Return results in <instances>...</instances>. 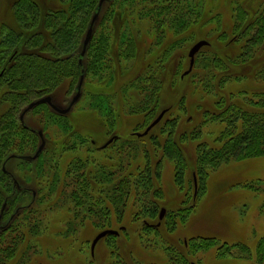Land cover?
Returning a JSON list of instances; mask_svg holds the SVG:
<instances>
[{
  "label": "rangeland",
  "instance_id": "374dc122",
  "mask_svg": "<svg viewBox=\"0 0 264 264\" xmlns=\"http://www.w3.org/2000/svg\"><path fill=\"white\" fill-rule=\"evenodd\" d=\"M94 1L96 3L93 6L80 9L72 0H64L61 6L58 0H0V69L7 59L11 58L15 48L18 54H21L15 59L31 60L35 59V56L56 58L52 57L56 52L54 47L57 45L55 33L58 20L56 17L49 16L46 19V29L33 37L36 29L33 30L32 27L35 24L32 23L33 26H29L31 23H27L25 18L19 16L20 5H35L46 13L43 17L51 14H62L65 18L72 17L70 23L75 37V47L68 54L75 60L74 58H77L84 46L88 26L92 22V15L98 3V0ZM174 2L179 4L180 11L175 9ZM159 6L164 7L163 10L169 15L164 23L159 20L157 8ZM230 6L223 0H111L105 2L89 42L91 45L87 57L89 61L87 83L81 91V96L72 104V99L78 91L76 89L78 81L74 77L76 64L73 65L72 72L68 74L72 76L65 77L63 82L52 90L60 107H66L68 104L70 108L72 107L69 119L72 120L73 126L69 124L66 127L57 119L53 115L55 110L49 104L50 108L35 105L27 110L25 120L36 131H42L44 128L48 139L54 142L51 144L53 148H60L57 142L67 137L70 141L69 145L76 148L75 153H86L93 158L97 157L98 161L95 165L89 162L81 166L88 179L87 182L89 179H94V176H90V172L96 175L94 172H97L99 168L109 172L107 174L111 173L112 183H120V185L121 180L118 178L124 176L128 170L133 171L134 176L129 184H122V187L126 184L128 189L125 205L118 206L111 196L103 199V204L108 209L105 217L118 233L117 236L109 235V237L105 236L107 238H101L92 253L91 244L94 237L100 228L107 226L106 221L101 219V215L91 216L90 212L81 214L75 202L70 203L71 210L68 206L61 207L62 199L58 201V208L47 207V201H38L30 211L36 214L41 212L39 215L45 218L46 226L33 231L31 225L25 222L24 245L34 244V247L26 248L25 252L29 254L30 259L25 264H120V259L127 264H264V154L251 156L238 154L229 161L218 162L214 167L208 165L210 173L201 179L196 205L188 209L191 196L199 187L197 176L193 173L192 179L188 164L194 165L196 162L199 166L203 164L199 158L203 146L207 149L209 146L221 147L224 144L222 140L216 138L215 134L206 132L207 127L204 126L209 125L206 121L211 116L205 112L215 110L216 105H220L218 102H225L223 99L226 98L221 97L227 94L232 93L233 97H239L249 90L264 92V74H257L258 68L264 61V42L254 48L253 54L257 55L254 59L263 61H255L247 70L249 76L246 78H228V87L215 86L222 75L213 79L210 84L201 78L206 77L208 73L203 67L206 66V59L211 53V48H206L197 53L199 60L195 68L194 77L197 84L193 86L194 93L185 98L182 94L191 90L192 85L173 81V83H167L163 99L153 111L149 110V98H147L149 89L153 87L152 77L158 75L172 79L178 76L188 64L186 49L190 43L187 42L190 38L194 39V31L201 26L203 29L211 27L213 19H215L214 22L218 20L216 15L223 14L224 18L229 19ZM63 7L64 10L59 14L55 12ZM204 21L206 22L203 24ZM227 27L230 29V23ZM11 28H16L18 31L13 32ZM110 29L112 33L109 32ZM228 35L223 36V39H227ZM7 36L9 39L6 38ZM103 37L106 53L96 56L97 47L99 48ZM85 47L87 48V45L84 46L83 52ZM234 51L235 47L230 46L229 52L232 54ZM251 57L252 55L247 59ZM95 59L110 60L112 66L110 77L105 76L106 71L103 72L100 63L98 64L100 68H97L99 71L93 69L96 67L92 64ZM168 59L173 66L167 70L162 66ZM182 60L183 65L179 68L178 63ZM17 65L21 66L20 63ZM245 67L246 65L240 66L239 70ZM12 74L14 75V72L8 70L0 80V122L3 116L7 115L6 119H10L15 127L13 128L16 129L21 125L19 113L30 98L21 102L15 112L12 111L13 100L7 95L13 88L9 80ZM19 84L24 92L25 85ZM180 90L183 91L181 95ZM29 95L34 98L37 96L33 93ZM98 95L99 102L106 100L110 103L114 119L111 112L108 115L102 108H106L105 104L94 108L96 105L94 99ZM180 101L186 108L185 113L193 114L194 118L188 122L182 121L178 132L175 131V134L170 136L167 131L168 134L163 137L167 150L160 164L158 186L161 195H165V199L162 201V197L159 198V194H155L154 190L139 194L135 177L141 173L140 170H144V166L149 165V168L152 166L153 149L156 150L158 157L160 154L158 151H162V145L150 135L138 140L131 133L137 130L144 135L147 134L150 130L144 133L146 125L158 110L172 103H175L177 107ZM204 101H209L206 108L202 107ZM28 105L23 109L24 111ZM183 105L181 108H174L171 117H183L185 115ZM9 113H11L10 117ZM72 128L79 133L68 137L67 133ZM202 128L206 133L195 138L194 136L200 133ZM168 129L169 127H166L164 131ZM157 131L156 129V133ZM24 133L31 135V141H20L21 148L17 144L18 146L13 147L15 150L7 144L3 145L4 152L0 155V163L11 151L32 153L36 150V145L39 149L42 143L40 136L31 133L30 130H25ZM113 134H118L119 137L105 151H97L96 145L90 143V138H94L98 144H103ZM201 144L202 147H200ZM52 150L48 148L43 154V159L50 155ZM171 150L173 153L170 152ZM71 156V152L67 153L63 163L57 168L61 180L64 178L67 162ZM21 163H23L21 159H13L8 165L19 176H23L21 172L25 169L28 173L27 179L30 182L34 181L32 184L37 181L35 177L44 182L50 180L49 169L42 172L35 162H31V166L25 168ZM35 168L38 169L35 170ZM79 168L80 166L76 164L70 166L69 172L72 174L68 175L67 179L69 180L72 176L76 178L81 170ZM176 172H181L179 175L183 174L181 178L187 177L185 184L184 179L182 184L176 181ZM190 179L193 180L194 189L189 184V182L192 183ZM30 182L25 181L27 186L32 185ZM112 186L120 188L114 184ZM67 188L70 193L72 187L67 186ZM49 196L51 195L47 197ZM150 196L152 200H149ZM52 197L55 201L58 197L57 192ZM148 201H151L149 203L152 207L153 204L157 206L153 207L156 211L154 216H152L153 211L149 213L150 208H145V205L140 206L142 203L148 204ZM158 201L161 203L159 206ZM157 208L160 212L163 208L165 209L163 218H160L159 214L160 221L157 220ZM28 212H22L16 220H13L12 228L8 232L0 230V238L11 234L15 225L23 222V217ZM70 217L75 227L72 231H66L63 234L62 231L68 227L67 219ZM144 219L161 225L158 229L144 227L142 226ZM121 225H124L121 227L123 229H120ZM204 239H208L213 244L207 248L200 247L197 241ZM188 240L190 246H187ZM1 262L0 257V264Z\"/></svg>",
  "mask_w": 264,
  "mask_h": 264
},
{
  "label": "trees",
  "instance_id": "16d2710c",
  "mask_svg": "<svg viewBox=\"0 0 264 264\" xmlns=\"http://www.w3.org/2000/svg\"><path fill=\"white\" fill-rule=\"evenodd\" d=\"M73 3H75V6L84 9L86 6H93L96 2L94 0H72ZM98 0V3L96 4L94 13L92 15V18L95 14H97V19L100 16V11L102 6L105 4V2H109L111 0ZM227 4H230V15L229 19L224 18L223 14L216 15V19L218 20L214 22L215 19H213V24L209 28L203 29V26L197 28L194 32V39H189L187 43H190L188 48L186 49V55L188 58V64L186 67L182 69V71L178 74V76L173 77L172 79L163 78L162 76H153L152 78V88L149 89V94L147 98H149V110L153 111L160 103V101L163 99V93L166 88L167 83H173V81L178 82H186V84H191L192 87L195 86L196 79L194 77L195 68L198 62L199 53L204 51L206 48H211V53L206 59V66L203 67L207 70L206 77H201L204 80H206L207 83H211L213 79H216L219 75L220 79H218V82L215 83V86H225L228 87V78L232 79H242L243 77L246 78L249 76V68L252 67L255 61H263L262 59H254L257 55H253L255 52V47L259 45L260 43L264 42V0H223ZM254 3H253V2ZM238 2H241L240 4ZM58 3L60 6L64 3V0H58ZM175 3V2H174ZM175 9L177 11H180L179 4L175 3ZM214 7V5H213ZM158 8V16L160 17L159 20L164 23V20H167L169 15L163 10L164 7L159 6ZM20 11V17L25 18L26 22H30L35 24L33 26V30H35L33 37L39 35L42 31L46 29V19L49 16H55L58 20V23L56 25V33H55V39L57 45L54 47L56 49L54 56L55 59L51 58H44L35 56V59H15L19 54L18 50L15 48L13 51V55L10 59H7L2 68L0 69V80L2 77L9 71L14 72V75H11V78L9 79L11 84L13 85L12 92L8 93V96H11V99L13 100V110L19 107V104L23 101H27V103L24 105L25 107L32 103L37 101L38 99L45 97V96H51L53 103H55L57 106H59V103L56 102L55 96L53 95V89L58 87L67 76L72 72L73 65L76 64V74L75 79L78 81L76 88L78 91H82L84 85L86 82V77L88 75V52L91 43L87 45V48L85 47V52H83L84 46H82V49L79 51L77 58L72 59V55H69L68 52L72 48L75 47L74 45V33L71 29V23L72 20L70 17L65 18L64 15H48L46 17H43L46 15V13L42 12L40 8L35 7V5H20L18 8ZM64 10V7L56 10L58 14ZM18 14V13H17ZM45 19V20H44ZM94 22L95 23L97 22ZM229 20V21H228ZM34 21V22H33ZM212 21V20H211ZM211 21L209 23H211ZM206 21L202 22L203 24ZM92 23V22H91ZM88 26V28L91 26ZM228 23H230V29L227 27ZM93 25V28H94ZM232 28V29H231ZM13 32L18 31L16 28H11ZM235 30V31H234ZM110 33H112V29L109 30ZM228 35L227 39H223L225 35ZM109 35V34H108ZM20 36V34H19ZM8 38V36L6 37ZM9 39V38H8ZM206 39L209 44L204 46L203 49L199 51V53L195 57V62L193 65V68L190 72L184 74V72L189 68L190 64V58L188 56L189 49L191 46L197 42L198 40ZM105 41L104 37L101 40V44L99 45V48L97 47V54L96 56H100L101 54L105 55ZM233 46L235 47V51L231 54L229 52V47ZM18 48V47H17ZM168 51V50H167ZM188 52V53H187ZM252 57L250 59V56ZM21 56V54H20ZM100 60V61H99ZM164 62V61H163ZM183 60L178 63V66L183 65ZM14 63V65H10ZM17 63H20L21 66H16ZM103 68V72H105L106 77H110L112 74L110 60H103V59H95L92 64L96 67L93 68L95 71H99L100 68L98 67V64ZM247 63V64H246ZM162 64V63H161ZM262 64V65H261ZM261 67L258 68L257 74H264V61L261 63ZM165 69L172 68V64L169 63V59L166 63L163 64ZM246 65L245 68L240 69V66ZM15 69V71H14ZM75 70V69H74ZM101 70V69H100ZM81 78L82 81H81ZM145 78V77H144ZM146 79V78H145ZM141 81V80H140ZM136 82V80H135ZM19 83H22L25 85L26 90L22 92V87ZM132 83V82H131ZM142 83V82H141ZM140 83V85H141ZM130 84V83H129ZM139 86V85H138ZM143 85H141L142 87ZM197 86V85H196ZM82 87V88H81ZM203 91L204 87L201 86ZM186 87H184L185 89ZM183 89V90H184ZM29 90V91H28ZM179 90V89H178ZM221 91V90H220ZM222 92V91H221ZM29 93H33L36 96L30 97ZM183 93V91L180 90V95ZM194 93V87L187 91V93H183L182 96H186ZM224 93V92H223ZM225 94V93H224ZM264 92L258 93L257 91L249 90L245 95H240L233 97L232 93L227 94L226 96H222L221 98L225 102H221L216 105L215 110L212 111H206L205 113L210 114V118L206 121L209 122L206 132L215 134L216 138L222 140L224 142L221 147H212L209 146L207 149L203 146V149L201 151L200 160L202 161V165L199 166V164L196 162L194 165L188 164V168L191 171V175L194 173L197 176L199 187L197 188L196 193L193 192L191 196L190 206H188V209L193 208L196 205V202L198 200L199 192H200V185L202 180L204 179V175L209 174V167H214L217 165L218 162L221 161H229L233 156L236 155H247L251 156L252 154H264ZM83 95V94H82ZM209 96L213 94H208ZM206 95V96H208ZM81 96V95H80ZM205 96V97H206ZM99 95L96 96V99H94V103L96 104L94 108L99 107L101 104H105V107H102L104 110L107 111V114L111 112V105L106 100L101 103L99 102ZM184 98V97H183ZM218 98V96H217ZM240 98V99H238ZM102 99V97H101ZM183 100V99H182ZM181 100V101H182ZM222 100V101H223ZM178 101V100H177ZM179 102V104L176 107L175 103L170 104L169 106L163 107L156 115L147 123V126L159 115V113L162 110H165V114L163 115L162 119L153 126L150 131L147 134L139 135L141 131H135L132 132L131 135L135 136L138 140L143 139L144 137H147L148 135L152 136L154 140L157 139L159 144H161L162 151H158L160 154L157 157L156 150L153 149V164L152 168H149V165L144 166V170H140L141 173H139L135 178L137 181V192L139 194H142L144 192L149 193L153 192L155 194H159V198L163 201L165 199V195L163 196L160 193V187L159 184V177L160 172L159 168L161 167L160 164H162V157L163 154H166L167 146L165 142H163V139L165 140L166 137L165 134L169 135L175 134V131L178 132L179 125L182 121L188 122L194 118L193 114H187L185 113L186 108L184 107L182 102ZM244 104H242L243 102ZM209 102V101H208ZM208 102H205L202 104V107L208 106ZM242 102V103H241ZM182 103V104H181ZM183 105V113L185 114L183 117L176 116L171 117L173 114L174 108H181ZM201 106L200 104H198ZM263 105V107H262ZM39 106H45L49 107L46 103H40L37 104L36 107ZM70 104H68L66 107H69ZM24 107V108H25ZM35 107V108H36ZM60 107V106H59ZM262 107V108H261ZM23 108V109H24ZM34 108V109H35ZM50 108V107H49ZM52 108V107H51ZM21 110L19 113V120L20 124L17 126L16 129H14L13 123L10 122V119H6L7 115L3 116V120L0 122V155L3 154V145L7 144L11 149L16 146H20L21 148V142H28L31 141L32 137L31 135H26L24 132L25 130H30L31 133H35L37 136L40 131H36L31 126H29L25 120V114L28 112H23L24 110ZM53 109V108H52ZM51 109V110H52ZM197 109V107H196ZM72 110V107L70 111ZM188 110V107H187ZM198 110V109H197ZM67 112L65 114L59 113L57 111L53 112V115L59 119L66 127L72 124V120L69 119L70 115ZM108 114V115H109ZM11 116V113L8 115ZM111 116L114 119L115 116L113 114V111L111 112ZM53 119V118H50ZM68 119V121H67ZM69 122V123H67ZM15 123V121H14ZM14 127V128H13ZM169 127L168 130L164 131V128ZM156 129L158 130L156 133ZM70 132L67 133L68 137L73 136L75 133H79L76 130L70 129ZM204 128H202V131L200 133H197L194 137L198 138L200 134L206 133ZM213 132V133H212ZM42 134L43 137L40 136V138L45 140V146L42 151H39L38 145H36V150L32 153H21L17 151H11V153H8L0 163V230L9 231L12 228L13 220H16L20 214L26 211H29L24 217L23 222H18L17 225H15L14 229L12 230L11 234L8 236H2L0 238V251H1V263L2 264H25L30 259V256L28 253H26V248H32L34 247V244L28 243V245H24L25 242V222H28L31 225V230L35 231L37 229H41L46 226L45 218L42 215H39L41 212L33 213L30 211V209H33L35 207V204L38 203V201L42 202H48L47 207H55L58 208V201L62 199V205L61 207H67L68 209H72L70 205L71 202H75L77 208L82 213H89L91 216L98 215L101 217L102 220L106 221V225L98 231V233L104 229H114V227L110 226V221L105 217L107 215V206L104 205L103 199H108L107 196H111L116 201V204L118 206L125 205L127 201V194L128 189L126 188V184H129L131 181V178L134 176L132 170H128L124 176L118 178L121 180L120 183H112V179L110 177V174H107L109 172L105 171L104 169H100L97 172H94L96 175H93L92 172H90V176H94V179H89L87 182V177L85 172L81 169L82 164L84 163H91V165H95V162L98 161V158L91 155H87L86 153H75L76 148H72L69 145V142L67 137L65 139L59 140L57 143L60 145V148L55 149L52 147L51 144L54 142H51L50 139L47 137V133L44 128H42ZM138 134V135H137ZM33 136V135H32ZM218 136V137H217ZM118 134H113L109 139H112L108 144L104 142L103 144H98L97 141L94 138H90V143L96 145L97 151H105L108 149L114 142H116V139H118ZM149 137V136H148ZM193 137V138H194ZM39 138V137H38ZM21 141V142H20ZM18 144V145H17ZM204 144V143H202ZM202 144L200 147H202ZM55 145V144H54ZM26 147H24L25 149ZM52 150L50 155L45 157L43 159V154L46 150ZM15 150V149H13ZM74 153H73V152ZM10 152V151H9ZM72 153L71 158L67 162V166L65 169V175L63 180H61L60 173L57 171V168L63 163L66 154ZM173 153V150L170 151ZM169 152V153H170ZM175 152V151H174ZM157 157V159H156ZM237 157V156H236ZM22 160L23 167L31 166V162H35V164H38V168L42 170V172H45L46 170H50V180L47 182L40 181L38 177H35L37 181H35L34 184H32L34 181L27 179V174L25 169L21 173L24 176H19L17 173H15L10 167L9 162L11 160ZM93 162V164H92ZM73 164H76L80 166L79 174L75 177L72 176L69 180L67 179L72 172H69L70 166ZM182 165V164H181ZM37 168V169H38ZM178 168V166H177ZM35 168V170H37ZM97 170V168L95 169ZM144 172V173H143ZM181 173V172H180ZM180 173H175L176 181L182 184L184 179V184L186 183L187 177L181 178L183 174L179 175ZM193 174V175H194ZM37 176V173L35 174ZM192 175V179H193ZM63 176V175H62ZM68 176V177H67ZM44 178V177H43ZM186 179V180H185ZM190 179V181L192 180ZM26 182H30L32 185L27 186ZM61 181V182H60ZM90 182V183H89ZM69 183V184H68ZM125 184V187L122 184ZM120 186L113 187L112 185ZM179 184V185H180ZM189 184L192 185L194 189L193 180L192 183L189 182ZM59 185H61L59 187ZM68 187H72L71 192H68ZM90 186L93 188H90ZM108 187V188H107ZM94 190V192H93ZM148 190V191H147ZM57 192L58 197L56 200H53L52 195ZM109 193V194H108ZM48 195H51L47 197ZM140 199V198H139ZM149 200H152V197H149ZM55 202V203H53ZM151 201H148V204H143L140 206L145 205V208H150L149 213L152 212V216H154V213L156 212L153 207H157L155 204L152 207L149 203ZM154 202V201H153ZM159 202V201H158ZM156 202V203H158ZM86 203V204H85ZM160 203V202H159ZM161 205L158 204V206ZM52 207V208H53ZM76 208V210H77ZM159 208V207H158ZM157 208V209H158ZM80 214V215H81ZM104 214V216H103ZM159 214L160 210L158 209L157 212V220H159ZM104 218V219H103ZM32 222V223H31ZM79 225V224H78ZM161 224H153V222L147 221L144 219L142 221V226L147 228H153L158 229ZM67 228L65 231H62L63 234L66 233V231L70 232L74 229L75 224L73 219L70 217V219H67ZM124 225L120 226V229H123ZM36 233V232H34ZM97 233V234H98ZM96 234V235H97ZM111 236H117V234H108L107 237ZM105 237V238H107ZM184 242V241H183ZM197 244L200 247H208L211 246L213 243L210 242L208 239L197 241ZM184 245L186 243L184 242ZM190 246V242L188 240V245ZM120 264H127L123 262L121 259L119 260ZM41 264V263H39Z\"/></svg>",
  "mask_w": 264,
  "mask_h": 264
},
{
  "label": "water",
  "instance_id": "95a60500",
  "mask_svg": "<svg viewBox=\"0 0 264 264\" xmlns=\"http://www.w3.org/2000/svg\"><path fill=\"white\" fill-rule=\"evenodd\" d=\"M103 1V0H102ZM101 1V2H102ZM97 19V14H95L92 18V23H91V26L88 28L87 30V33H86V36H85V40H84V44L85 45H88L91 38H92V35H93V25H94V22L96 21ZM209 42L206 40V39H201V40H198L197 42H195L191 48L189 49V58H190V64H189V68L184 72V74L188 73L191 71V69L193 68V65H194V62H195V57L197 55V53L206 45H208ZM83 78H81V81H82ZM81 93L78 92L72 99V104H74L80 97ZM38 103H47L49 104L55 111L59 112V113H62V114H65L67 112L70 111V107H59L57 106L55 103H53L52 101V97L51 96H45V97H42L40 98L37 102H32L28 105V107L26 108V110L24 112H26L27 110L33 108L35 105H37ZM165 114V110H162L159 115L147 126V128L145 129L144 133H147L153 126H155L163 117V115ZM40 136L43 137V134H42V131L39 132ZM139 135H142L143 133H138ZM112 139H109L107 141L106 144H108ZM45 146V140L42 138V143L41 145L39 146V151H42L43 148ZM165 214V209L163 208L160 212V218H163ZM118 231L115 230V229H104L102 231H100L93 239L92 241V244H91V249H92V253L94 251V248H95V245L98 243V241L107 236L108 234H117Z\"/></svg>",
  "mask_w": 264,
  "mask_h": 264
}]
</instances>
